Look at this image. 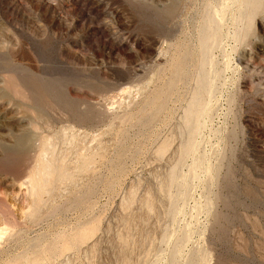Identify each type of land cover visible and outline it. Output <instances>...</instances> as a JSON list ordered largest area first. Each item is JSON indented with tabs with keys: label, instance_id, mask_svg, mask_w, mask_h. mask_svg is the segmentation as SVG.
Segmentation results:
<instances>
[{
	"label": "rangeland",
	"instance_id": "obj_1",
	"mask_svg": "<svg viewBox=\"0 0 264 264\" xmlns=\"http://www.w3.org/2000/svg\"><path fill=\"white\" fill-rule=\"evenodd\" d=\"M226 2L0 0V264H264V15L206 56Z\"/></svg>",
	"mask_w": 264,
	"mask_h": 264
},
{
	"label": "bare ground",
	"instance_id": "obj_2",
	"mask_svg": "<svg viewBox=\"0 0 264 264\" xmlns=\"http://www.w3.org/2000/svg\"><path fill=\"white\" fill-rule=\"evenodd\" d=\"M237 2L238 3L240 2L242 4V7H243V19H245V21L248 20L249 22H252V21H254L255 18H257L258 15H260V16L262 15V17H263V15H264V0H227L226 3L221 4L220 8H217V7H214V6H211L210 8H207L208 12H207L206 22L203 25V27L201 29V32L199 34V37H200L199 38V50L201 52H203L202 54H204L206 52L208 53L210 51V49L213 48V46H215L216 43H217L218 32H219V30H220V28L222 26L224 11H225V8L227 7L225 4H227V3L232 4L233 3V5H234V3H237ZM244 35H246V33ZM204 55H206V54H204ZM206 56H208V55H206ZM206 56H204V57H206ZM203 60H205V59H203ZM203 62L207 63L206 61H203ZM202 110H203V107H202V105H200V97H199V94H198L196 96V98L194 99L192 108H189V110L187 112V117H188V121L187 122L190 123V120H192V119H196L197 120L199 115L201 114L200 111H202ZM194 128H195L194 124H192V131L194 130ZM39 146H41V152H40L41 155H39V159H41V161L43 162V164H42L43 167L41 169V172H40V169L38 168L39 170L36 171L35 174L33 175L34 178L36 177L35 180L31 179L32 178L31 177L27 181L28 182L27 184L29 185L28 187H30V190H31V192L33 193L34 196H36L38 193H40L44 189L43 184L41 185V183L39 181L40 179H38V178H40V177L43 178L44 182L46 184H48L47 182L49 181V179H52V180L54 179V181H55V179L56 180L58 179V180L62 181V180H66V178L70 174V173L66 174L65 171H63L62 173L57 175L58 172H57V174L55 173L56 170H57L55 167L57 165L54 164V162H52L51 160L45 159V155H46L45 151H46V149H48L47 148V143L45 141H43L41 143V145H39ZM41 182H43V181L41 180ZM33 200H35V198ZM36 204H38V203H36Z\"/></svg>",
	"mask_w": 264,
	"mask_h": 264
}]
</instances>
